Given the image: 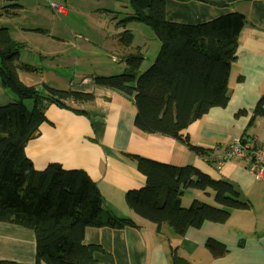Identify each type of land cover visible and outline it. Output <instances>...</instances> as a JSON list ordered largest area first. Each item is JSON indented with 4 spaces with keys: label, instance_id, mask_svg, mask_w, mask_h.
Here are the masks:
<instances>
[{
    "label": "trees",
    "instance_id": "16d2710c",
    "mask_svg": "<svg viewBox=\"0 0 264 264\" xmlns=\"http://www.w3.org/2000/svg\"><path fill=\"white\" fill-rule=\"evenodd\" d=\"M130 3L133 13L128 19L150 28L159 43L158 52L149 67L139 72L143 57L135 47L136 53L122 56L125 67L121 73L96 76L94 84L133 100L136 131L179 141L198 156L208 154L192 146L185 131L209 110L225 108L229 103V74L245 16L234 12L187 25L167 21L165 0ZM116 26L123 28L115 35L118 45L128 49L132 34L125 29L124 20ZM22 47L11 39L6 28H0V87L16 97L14 102L0 106V222L34 232L32 264H93V254L99 248L83 243L86 228H136L137 224L132 218L117 216L81 170H67L55 163L36 170L25 155V145L39 134L49 105L80 113L66 102L89 101L92 95L46 86L39 91L20 83L15 69L33 70L19 63ZM26 101L32 103L31 109ZM244 113L240 110L235 116ZM262 116L264 93L247 129ZM247 139L244 136L239 141ZM130 158L145 181L143 187L127 191L125 201L136 218L152 224L157 231L167 226L182 236L205 221L224 224L231 211L251 207L235 185L213 179L194 166H175L135 155ZM189 191L211 193L214 205L193 200L183 208L181 198ZM205 248L215 258L226 253L225 246L212 239L206 241ZM172 263L187 264L175 252Z\"/></svg>",
    "mask_w": 264,
    "mask_h": 264
},
{
    "label": "crops",
    "instance_id": "0c3cea01",
    "mask_svg": "<svg viewBox=\"0 0 264 264\" xmlns=\"http://www.w3.org/2000/svg\"><path fill=\"white\" fill-rule=\"evenodd\" d=\"M165 11L167 21L187 25L234 12L245 16L246 23L237 37L235 61L229 74V103L225 108L209 110L185 133L192 146L208 154L218 153L216 144L224 146L244 136L257 146L264 145V116L257 117L247 129L264 93V0H165ZM21 56L19 63L32 67L21 62ZM32 57L39 62L38 68L15 69L23 85L34 86L39 91L46 86L92 96L89 101L70 99L66 102L80 113L49 105L45 109V121L39 125V134L25 145V155L36 170H43L52 163L67 170H81L117 216L132 218L137 224L136 228H86L83 243L99 248L93 254V264H173V252L187 264H264V180L249 171L245 161H228L217 168L202 161L179 141L144 135L133 128L132 99L95 85L94 76L90 77L92 79L83 77L75 83V78L68 79L50 64L48 60L53 57L49 54ZM238 77L242 81H238ZM15 99L0 87V106ZM240 110L245 115L236 117ZM130 155L175 166H194L213 179L235 185L251 207L231 211L224 224L205 221L198 228L187 229L182 236L167 226L157 231L152 224L136 218L125 201V193L143 187L145 181ZM212 197L211 193L189 191L181 198V206L187 208L193 200L213 201ZM209 239L225 246L226 253L222 257H213L205 248ZM34 260V232L0 222V261L32 264Z\"/></svg>",
    "mask_w": 264,
    "mask_h": 264
},
{
    "label": "rangeland",
    "instance_id": "374dc122",
    "mask_svg": "<svg viewBox=\"0 0 264 264\" xmlns=\"http://www.w3.org/2000/svg\"><path fill=\"white\" fill-rule=\"evenodd\" d=\"M46 2L0 0V28H6L11 38L23 45L21 62L32 67L39 65L33 61V55L49 54L53 57L48 60L50 64L68 79L75 78L76 83L83 77L121 73L125 67L122 56L127 52L136 53L135 47H140L143 61L139 72H143L158 52L159 43L150 28L128 19L133 13L130 0H60L67 8L65 17L56 16ZM122 20L132 34L128 49L120 47L115 38L123 31L116 26ZM40 90L44 91L42 87ZM25 103L31 109L32 103ZM204 203L214 205L213 201Z\"/></svg>",
    "mask_w": 264,
    "mask_h": 264
},
{
    "label": "built area",
    "instance_id": "2783aa9c",
    "mask_svg": "<svg viewBox=\"0 0 264 264\" xmlns=\"http://www.w3.org/2000/svg\"><path fill=\"white\" fill-rule=\"evenodd\" d=\"M48 8L56 15H67V8L59 0H46ZM217 154L199 155L204 162L216 165L219 168L223 163L233 160H243L247 168L257 178H264V146H256L254 142L246 140L236 141L227 145L216 144Z\"/></svg>",
    "mask_w": 264,
    "mask_h": 264
}]
</instances>
